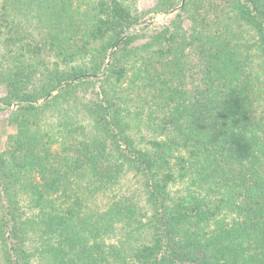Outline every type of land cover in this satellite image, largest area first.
I'll return each mask as SVG.
<instances>
[{"label":"trees","instance_id":"1","mask_svg":"<svg viewBox=\"0 0 264 264\" xmlns=\"http://www.w3.org/2000/svg\"><path fill=\"white\" fill-rule=\"evenodd\" d=\"M144 1L0 0V264H264V0Z\"/></svg>","mask_w":264,"mask_h":264},{"label":"rangeland","instance_id":"2","mask_svg":"<svg viewBox=\"0 0 264 264\" xmlns=\"http://www.w3.org/2000/svg\"><path fill=\"white\" fill-rule=\"evenodd\" d=\"M146 1H144V4L148 3V1L147 2ZM2 118H4V115L0 114V119L2 120ZM1 120H0V148H2L4 139H6L7 134L11 132V128L5 125V123Z\"/></svg>","mask_w":264,"mask_h":264}]
</instances>
